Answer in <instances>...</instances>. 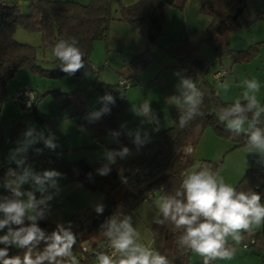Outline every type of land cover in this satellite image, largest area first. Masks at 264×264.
Here are the masks:
<instances>
[{"label":"trees","instance_id":"trees-1","mask_svg":"<svg viewBox=\"0 0 264 264\" xmlns=\"http://www.w3.org/2000/svg\"><path fill=\"white\" fill-rule=\"evenodd\" d=\"M257 1L259 0H201L199 12L210 19L204 35L192 39L184 25H181L180 34L171 40L165 53L187 59L190 62L188 69L195 71L192 78L202 77L211 62L200 53V44L204 42L213 50L214 58L217 60L226 55L230 56L233 62L249 60L257 52L256 45L234 49L229 45L228 36L230 32L245 28L264 16L259 10L254 15L248 11L250 2L256 4ZM24 2L28 3L27 12L22 11L17 4L9 0H0V100L7 94L8 83L22 66L26 65L32 72L51 78L68 75L61 69L40 68L35 62L34 47L14 39L13 34L17 27L27 31H39L44 44H52L61 39L70 41L75 38L77 46L85 53V67L73 75L79 76L90 69L89 57L93 43L97 39H106L112 20L126 22L133 28L143 26L149 45L133 55L129 61L133 70H139L152 58L154 59L151 49L155 50L159 46L158 41L164 35L167 10L175 7L181 11L186 0H136L129 4L122 0H88L86 3L76 0H25ZM222 70L225 74L217 81L212 78L214 82L221 81L228 73L226 69L222 68ZM199 80L195 83L203 93L200 111L204 115L197 116L183 129L178 127L180 110L174 105L169 109L171 123L158 131L147 133V136L145 133L128 131L122 117L125 102L118 96L114 97V104H107L110 112L102 114L97 120L90 121L91 135L95 144H97L96 137L105 134L112 138L109 144L110 150L120 151L124 147L137 150L132 159L116 157L114 163H106L101 158L90 161L81 157L74 162L55 155L43 145L36 146L23 156L24 162L41 160L47 165L62 170L66 181L77 182L87 189L99 190L103 193V198L98 203L103 205V213H96V205L85 207L73 213L69 221L64 224L65 226L69 222L72 224V231L77 241L73 253L80 260V264H97L95 257L101 251L99 244L107 241L101 235V225L113 215L122 219L156 192L160 196L175 195L177 190H181L180 184L185 174L193 167L207 165L211 170H216L219 165L205 159L200 160L195 166L193 150L206 126H211L216 136L232 138L235 147L246 144L245 134L235 135L227 131L216 115L220 108L227 107L234 101L222 100L213 85L203 78ZM117 85L125 88L120 84ZM94 89L96 88L92 87L91 92ZM84 93L87 94L88 90L76 89L73 92H57L56 97L61 109L75 104L78 97L76 113L79 122L86 124L89 120L85 102L89 95L84 96ZM105 95L107 94L103 93L102 98ZM35 101L33 99L30 107L25 106L24 103L20 104L34 118L42 121L46 116L38 112ZM97 106L99 111L105 106V102L102 100ZM259 127L264 128V124ZM137 134L141 140L139 144L136 142ZM188 147L191 148L189 152ZM105 165L111 170L108 175L101 176L97 170ZM9 169L19 173L21 167L16 163L8 164L1 160L0 183L6 178ZM235 187L237 190L250 189L259 193L261 202H264V164L249 166ZM157 219H163L162 214L159 213L155 221ZM155 221L151 226L153 247L165 255L170 264H203L202 259L192 263L191 252H186L178 246L177 238L182 230L175 229L170 221H165L162 225ZM25 223L27 224L28 221L26 220ZM37 223L48 235L57 225L50 220L47 211L45 218L38 220ZM249 237L254 240L252 245L264 250L262 231L252 233ZM39 247L41 249L44 247L43 242ZM24 251L13 246L9 248V256H22ZM257 264H264V259Z\"/></svg>","mask_w":264,"mask_h":264},{"label":"clouds","instance_id":"clouds-1","mask_svg":"<svg viewBox=\"0 0 264 264\" xmlns=\"http://www.w3.org/2000/svg\"><path fill=\"white\" fill-rule=\"evenodd\" d=\"M51 53L59 61L61 70L69 76L85 67V53L77 46L75 38L70 41L59 40L52 47ZM231 87L228 80L218 84V88L225 94ZM240 87L244 89L242 94L229 106L220 108L216 115L227 131L235 135L245 134L247 154L258 155L259 162L264 163V128L259 127L264 124V104L258 98L261 85L253 78L243 80ZM177 88L179 95L170 97L168 102L179 108L178 127L183 129L197 116L204 115L200 111L203 93L188 78L182 79ZM102 100L105 106L91 112L87 117L89 121L110 112L107 104L115 103L112 95H105ZM138 114L150 117L149 123L156 125L153 130H159V118L152 113L149 102L140 106ZM37 139H44L46 147L50 149L57 147L54 138L45 139L43 133L37 134L34 127H29L24 133L23 143L9 158L10 162L14 161L22 167V171L17 173L9 169L0 185L11 193V196L0 197V231L7 229L5 234L0 235V245H4L0 247V264H80L73 253L77 241L71 222L67 226L58 223L50 235L37 223L45 218L48 201L53 199L49 189H55L58 193V179L62 176L55 170L38 173L30 166H23L24 159L20 154L25 153ZM136 142L141 143L139 134ZM128 155L129 149L124 147L120 151L107 152L106 158L114 163L116 157L125 158ZM110 170L105 165L97 171L99 175L105 176ZM180 189L175 195H161L155 202L163 217L155 223L162 225L170 221L175 229L182 230L177 238L178 246L202 257L203 264L233 259L235 246L243 242L245 234L251 235L264 225L261 195L250 189L237 190L207 165L190 169L182 179ZM36 193L40 194L39 198ZM95 211L103 213V205H96ZM101 229V235L107 239L112 252L111 255L97 253V264H170L165 255L142 242L141 233L133 226L131 217L120 219L113 215L101 225ZM42 242L44 247L41 249L39 246ZM13 246L24 249L23 255L9 256V248Z\"/></svg>","mask_w":264,"mask_h":264},{"label":"rangeland","instance_id":"rangeland-1","mask_svg":"<svg viewBox=\"0 0 264 264\" xmlns=\"http://www.w3.org/2000/svg\"><path fill=\"white\" fill-rule=\"evenodd\" d=\"M9 1L17 4L22 11H28V3L24 2V0ZM258 10L264 13V1L259 0L256 4L252 2L249 4L248 11L250 14L254 15ZM118 21L112 20L110 22L109 27L111 25V28L108 29L106 39L94 41L89 57L91 67L79 76L65 75L61 78H51L38 72H32L26 65L17 71L16 75L7 85V94L0 100V161H10L11 153L20 147L24 141L25 131L29 127H34L36 133H43L45 139L49 137L54 138V143L57 144V147L54 150L49 149L51 150L50 152L59 157L74 162L78 161L81 157H85L90 161L101 158L106 163H110L106 158V153L112 151L109 149L112 138L102 134L96 137L97 144L93 143L90 121L86 122V124L79 122V117L76 113V105L79 102L78 97H76L77 101L75 104L61 109L56 97L57 92H73L76 89H82V91L88 90L87 94L84 93V96L89 95L85 102L88 116L91 112L98 111L97 105L102 101L103 93L112 95L113 97L118 96L125 102L122 117L123 121L127 124L140 122L144 118V116L138 114L140 108L139 102L144 98L150 102V106L156 105V101L159 98L163 100L165 98L164 88H169L170 91L168 89L165 90L169 101L172 93L178 90L177 85H179L177 82H174V71L168 70L169 68L167 67L160 69L153 49L151 51L154 59L152 58L146 66L139 70H133L129 62L131 58H127L129 56V52L127 53L129 47L125 44L123 37L126 31L123 28H116L115 25L119 23ZM140 28L144 29L143 26H139V31H141ZM13 37L21 43L34 47L35 62L40 68L46 70L61 69L59 61L51 53V49L56 43L55 41L52 44H44L42 34L39 31H27L21 27L16 28ZM162 37L163 35L160 37L161 40L159 39L161 43L163 42ZM228 37L231 48H247L249 45L254 44L257 47L256 54L249 60L240 62H233L228 55L217 60L214 58L213 50L204 42L200 44V53L207 60L211 61L208 70L202 77L197 76L192 78L187 74H185V77L187 75L197 83L200 81L199 79L203 78L213 85L215 89L219 90L216 91L219 92L218 94L222 100L229 99L231 101H234L236 97L242 94L244 89L240 85L243 80L255 78L261 85L258 98L261 103L264 102V16L245 28L230 32ZM110 54L111 57H109ZM121 64L123 66L121 68L119 66L118 68V65ZM184 66L187 72L188 68H190V62L187 60ZM222 68L226 69L228 73L221 82H214L211 76L212 72ZM130 74L138 75L141 83H138L139 81H136ZM154 75V79L149 84H146ZM121 76L128 78V81L130 80V84L125 88L117 85ZM167 78H171L168 83L166 82ZM224 80H228L232 85L227 94L218 88V84ZM92 87L96 89L91 92ZM25 89H28L32 93V97H35L38 112L46 116L42 121L34 118L20 104L23 103L22 100H16L17 95ZM134 128H137V126H134ZM159 128H163L162 125ZM148 132L151 133L154 130ZM211 137L216 142L211 140ZM6 138H10V142L5 140ZM198 141L199 145L203 144V147H205V153L204 157L197 158L194 156L195 166L202 159L217 163L219 166L215 171H212L219 173L227 183L232 184L234 187L239 183L242 174L249 166L261 165L258 155L247 154L246 144L235 147L232 138L216 136L214 130L209 125L206 126ZM216 143L218 146H216ZM38 145L48 148L45 145L44 139H37L35 143L27 148L25 153L31 152ZM98 148H105V150H97ZM136 153L137 150L135 149L129 150V155L125 159H132ZM3 182L4 180L0 185ZM0 189L4 188L0 186ZM84 189L82 190L83 192L77 193L76 196L73 195V205L75 208L73 213L85 207H94L103 198V193L99 190ZM82 193L85 197H82ZM159 197L160 195L156 192L149 200H143L134 210L126 215L131 217L133 226L141 233L142 242L153 249L151 226L159 214L155 203ZM259 231H262V234H264V225L254 233ZM249 236L245 234L243 242H247L248 244L245 248L242 247V243L235 246L236 252L233 259L217 260L214 261V264H257L261 259H264V250L258 249L254 244L249 245ZM200 259L202 257L191 253L190 261L192 263Z\"/></svg>","mask_w":264,"mask_h":264},{"label":"crops","instance_id":"crops-1","mask_svg":"<svg viewBox=\"0 0 264 264\" xmlns=\"http://www.w3.org/2000/svg\"><path fill=\"white\" fill-rule=\"evenodd\" d=\"M76 1L86 3L88 0H76ZM122 1L124 3L129 4V3L135 2L136 0H122ZM200 2L201 0H186L183 6V9L181 11L175 7H170L167 10L166 21H165V26H164V35L162 37L163 42L161 43L160 42L161 39H160L158 42L159 46L155 48L154 50V55L159 64L160 69H164L167 67L169 68L168 70L172 72L174 71L173 72L174 82H177L178 84L181 83L182 79H185V78L190 79L187 75L185 77V74H187V72L185 71L184 64L186 63L187 59L173 57L169 54H166L165 50L169 48L171 44V40L178 37V35L180 34L181 25H184L186 32L192 39H197L198 37L204 35L205 29L210 19L200 14L199 12ZM118 22L119 23L115 25L116 28L118 29L123 28L126 31V34L123 37H124L125 44L128 45L129 47L127 50V53L129 52L128 53L129 56H127V58H131L133 55L143 51L144 49L148 47V41L146 39L144 29L140 28L141 31H139L138 29L139 27L133 28L132 26L130 27L128 23H124L122 21H118ZM109 28H111V25ZM109 57H111V54L109 55ZM123 65L122 64L118 65V68L119 66L121 68ZM155 75L151 77L150 80L146 82V84H149L154 79ZM132 76L136 79V81H139L138 83H141V79L138 78V75L134 74ZM170 79L171 78H167L166 82L168 83ZM140 87L142 88V86ZM167 89L169 90V88H164V97H165L164 100L159 98L156 101V105L150 106L152 113H154L155 116L159 118V121H160L159 127H161V125L162 127H164L170 123L169 109H170V106H174V104H170L168 102V94L165 92V90ZM216 90L219 91L218 89ZM178 95H179V91L177 90L175 91V93H172L171 97L178 96ZM225 101H231V100L226 99ZM144 102H148L146 98H144L142 101L139 102V107ZM149 119L150 117H147V118L144 117L143 119H141L140 122H137L134 124L126 123V128L128 131H131L133 133H149L148 131H153L154 129L153 127H156L155 124L153 125V123H149ZM134 126H137V128H134ZM211 140H214L213 137H211ZM92 141L94 143L93 138H92ZM216 146H218L217 143H216ZM204 148L205 147H203V144L202 145L197 144V146L193 150L194 156H196L197 158L204 157V153H205ZM97 150H105V148H98ZM26 154L27 153L22 154V156H25ZM19 158L20 156H18L17 159ZM29 162H32V163H29ZM7 163L12 164L15 162L14 161L10 162L8 160ZM23 166L24 167L30 166L31 169L34 170V172H38V173H42L45 170H55L62 174L61 178L58 179V186H59L60 191L57 193L55 189H49V193L53 194V199L48 201V208L46 209V211L48 213L50 220L53 223H56V224L67 223L69 220V217L75 211V208L73 205V195L76 196L77 193L83 192L82 190H85L84 189L85 187L81 186L77 182L66 181L65 173L62 170L56 169L41 161L36 160V161H28L27 163L24 162ZM24 187L28 188V185H25ZM84 193H87V192H84ZM36 195H37V198H39L40 194L36 193ZM2 196H9L5 188L0 189V197ZM82 197H85L83 193H82ZM0 218H2V214H0ZM6 231L7 229L0 231V235L5 234Z\"/></svg>","mask_w":264,"mask_h":264},{"label":"built area","instance_id":"built-area-1","mask_svg":"<svg viewBox=\"0 0 264 264\" xmlns=\"http://www.w3.org/2000/svg\"><path fill=\"white\" fill-rule=\"evenodd\" d=\"M224 74H225V71L222 70V69H220V70L214 71L211 75H212V78L215 81H217ZM187 75L189 77H192V76L195 75V71L192 70V69H189L187 71ZM118 84H120V85H122L124 87H127L130 83L128 81V78L121 76L120 79H119ZM33 98L34 97H32V93L28 89H25L22 93H20V94L17 95V99L16 100H18V101H21L22 100V102L24 104L30 105L31 102H32V100H33ZM5 140H8V139L6 138ZM190 150H191V148L188 147L187 148V151L189 152ZM262 164H264V163H262ZM7 194L9 196H11V193H10V191L8 189H7ZM253 241L254 240L250 239V241L248 242L249 245H252ZM247 245H248L247 242H244L243 243V247H246ZM99 249L101 250L100 252H104L106 254L111 255L112 250L108 247V241H105V242H102L101 244H99Z\"/></svg>","mask_w":264,"mask_h":264},{"label":"water","instance_id":"water-1","mask_svg":"<svg viewBox=\"0 0 264 264\" xmlns=\"http://www.w3.org/2000/svg\"><path fill=\"white\" fill-rule=\"evenodd\" d=\"M25 1V0H24Z\"/></svg>","mask_w":264,"mask_h":264}]
</instances>
